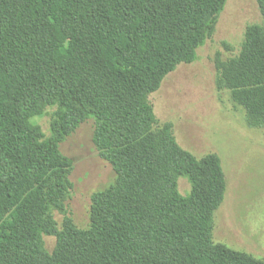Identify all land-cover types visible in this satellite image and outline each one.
<instances>
[{
  "label": "trees",
  "instance_id": "trees-1",
  "mask_svg": "<svg viewBox=\"0 0 264 264\" xmlns=\"http://www.w3.org/2000/svg\"><path fill=\"white\" fill-rule=\"evenodd\" d=\"M239 54L216 61L252 128H264V0ZM226 0H0V264H264L212 241L226 181L195 158L149 101L195 60ZM51 109L48 135L32 119ZM87 119L115 173L69 218L72 161L59 144ZM189 184L181 194L178 178ZM62 216L60 227L54 214ZM55 238L51 254L44 237Z\"/></svg>",
  "mask_w": 264,
  "mask_h": 264
},
{
  "label": "rangeland",
  "instance_id": "rangeland-1",
  "mask_svg": "<svg viewBox=\"0 0 264 264\" xmlns=\"http://www.w3.org/2000/svg\"><path fill=\"white\" fill-rule=\"evenodd\" d=\"M261 23L255 0H226L213 32L196 50L195 60L180 64L162 79L150 95L157 124H165L177 144L199 159L207 154L219 157L226 181L222 204L213 213V243L264 262V128L247 125L243 107L235 103L231 91L218 87L220 72L216 61L236 57L248 27ZM51 109L32 122L48 135ZM94 121L81 123L63 142L59 151L73 163L70 174L69 218L80 230L91 221V197L115 180L112 167L103 161L92 142ZM181 194L189 184L178 178ZM58 227L62 216L54 214ZM52 253L55 238L45 236Z\"/></svg>",
  "mask_w": 264,
  "mask_h": 264
}]
</instances>
